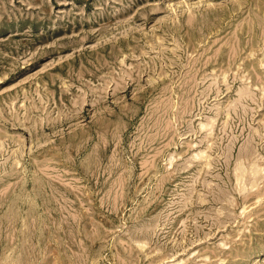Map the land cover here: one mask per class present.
<instances>
[{
    "label": "rangeland",
    "instance_id": "obj_1",
    "mask_svg": "<svg viewBox=\"0 0 264 264\" xmlns=\"http://www.w3.org/2000/svg\"><path fill=\"white\" fill-rule=\"evenodd\" d=\"M7 263L264 264V0H0Z\"/></svg>",
    "mask_w": 264,
    "mask_h": 264
},
{
    "label": "bare ground",
    "instance_id": "obj_2",
    "mask_svg": "<svg viewBox=\"0 0 264 264\" xmlns=\"http://www.w3.org/2000/svg\"><path fill=\"white\" fill-rule=\"evenodd\" d=\"M8 258V257H7ZM5 260V259H4ZM8 264V263H7Z\"/></svg>",
    "mask_w": 264,
    "mask_h": 264
}]
</instances>
